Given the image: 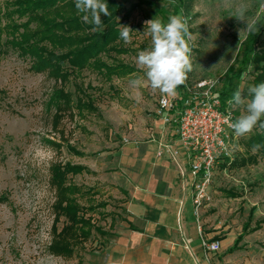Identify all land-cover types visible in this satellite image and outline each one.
<instances>
[{
  "label": "rangeland",
  "instance_id": "obj_1",
  "mask_svg": "<svg viewBox=\"0 0 264 264\" xmlns=\"http://www.w3.org/2000/svg\"><path fill=\"white\" fill-rule=\"evenodd\" d=\"M119 1L124 2L126 11L139 0ZM153 1L169 13L153 14L147 4L133 8L127 18L123 11L114 22L120 24L119 28H131V43L118 42L117 46L126 52L102 57L110 64L120 63L122 73L109 79L105 73L85 69L77 77L71 76L64 88L73 94L70 110L60 107L63 103L57 100L60 84L47 72H33L30 59L7 46L5 35L0 38V264H88L89 256L105 244L110 221L123 209L124 199L115 185L104 182L100 170L108 157L103 156V150L111 146L108 137L127 131L132 122L155 118L159 99L164 95L148 87L130 86L131 79L143 75L136 66V56L150 45V38L143 34L146 21L157 17L167 22L178 0ZM221 2L188 0L179 13L188 19L193 35V71L188 73L192 87L200 82L218 85L229 68L240 65L248 38L240 31L246 24L228 17ZM4 14H0L2 20ZM25 21L23 18L18 22ZM5 26L7 23H2L0 28ZM260 48L263 54V43ZM250 66L241 88L251 85L253 75L258 73L255 64ZM74 84L94 87L87 89V94L97 111L79 112L77 97L83 94L75 90ZM88 99L84 95L83 102H90ZM60 110L62 114L56 117ZM235 114L239 115V111ZM255 130L238 137L234 155L237 161L248 156L245 142ZM69 146L85 155H76ZM67 162L90 167L70 174L59 186L52 180V169ZM214 189L220 199L226 198L221 193L223 189L240 194L236 199L222 200L219 210L224 214H215L216 224L229 225L238 234L250 213L252 225L264 219V158L242 167L220 164ZM74 217L83 223L76 224ZM245 240L253 246L241 254L264 264V223Z\"/></svg>",
  "mask_w": 264,
  "mask_h": 264
},
{
  "label": "crops",
  "instance_id": "obj_2",
  "mask_svg": "<svg viewBox=\"0 0 264 264\" xmlns=\"http://www.w3.org/2000/svg\"><path fill=\"white\" fill-rule=\"evenodd\" d=\"M127 129L109 135L111 146L102 152L108 157L100 167L104 182L124 195L123 209L110 221L105 244L89 256L88 264H263L241 252L253 246L245 238L260 230L264 221L255 229L257 222L264 219L252 225L250 213L238 234L214 220L215 214H224L219 210L222 200L236 199L238 192L234 197L223 189L226 198L220 199L213 183L214 204L203 209L201 224L204 236L220 240L221 249L205 252L190 188H183L169 153L157 154L160 142L174 138L171 129L157 116L132 122ZM246 222L250 226L244 232Z\"/></svg>",
  "mask_w": 264,
  "mask_h": 264
},
{
  "label": "trees",
  "instance_id": "obj_3",
  "mask_svg": "<svg viewBox=\"0 0 264 264\" xmlns=\"http://www.w3.org/2000/svg\"><path fill=\"white\" fill-rule=\"evenodd\" d=\"M108 4L110 16L101 15L103 31L91 32V25L85 24L75 9V0H11L9 2L0 3V14L5 13L4 20L0 17V25L7 23V26L0 28V38L6 36L5 44L15 50L22 58H28L31 61L30 69L36 73L47 72L53 77L56 83H59L58 98L63 109H72L73 94L65 91V85L71 79V76L77 77L85 69H90L98 74L105 73L110 79L113 75H120L123 67L120 63L110 64L102 60L103 54L123 53L126 50L118 47V42L123 41L120 37L119 23L114 22L124 10V2L119 0H105ZM188 0H178L175 2L171 15H179L186 6ZM147 4L152 8L153 14H167L169 11L164 10L157 2L153 0H139L134 7L124 12L127 18L133 8ZM25 18L26 21L19 23L18 21ZM262 23L257 25L258 31L250 33L245 42L240 65L232 66L227 70L220 84H218L216 93L221 99L223 105L232 97L233 93L239 88L243 90V94L247 97V89L241 88V84L252 66L258 71L252 78V84L264 83V53L260 51V45L264 44V17ZM35 28V30H33ZM120 65V66H118ZM75 85V90L83 94L77 97V108L79 112L88 110L90 112L97 111L95 106L90 105L94 101L87 94V89H94L91 84L82 87ZM112 88V86H111ZM177 102L180 105L183 96L186 94L184 85L177 88ZM87 96L90 102H83V97ZM249 99L251 97H248ZM60 104V102H59ZM61 108V110H62ZM56 113V117H60L62 111ZM261 145L259 151L252 152L253 145ZM245 145L248 156L237 161H226L221 165L223 167L245 166L248 164L258 163L260 158H264V131L256 128L255 132L250 136ZM71 152L76 155L83 156L84 153L69 146ZM88 170V167L82 164H72L67 162L62 166H54L52 169V180L59 186L64 185L70 174H78ZM231 196H237L233 190L227 191ZM76 215V212L73 213ZM264 220L258 221L256 228H259ZM74 222L83 223L80 218L74 217ZM250 223L244 225V232L249 229ZM242 235L238 241L242 239ZM237 241V242H238Z\"/></svg>",
  "mask_w": 264,
  "mask_h": 264
},
{
  "label": "clouds",
  "instance_id": "obj_4",
  "mask_svg": "<svg viewBox=\"0 0 264 264\" xmlns=\"http://www.w3.org/2000/svg\"><path fill=\"white\" fill-rule=\"evenodd\" d=\"M75 9L85 24L91 25L92 32L103 31L101 15L110 16L105 0H75ZM221 7L238 21L245 22L241 33H255L264 17V0H222ZM120 37L125 44L131 43L133 31L128 26L120 27ZM150 38L147 49L139 51L136 66L143 73L130 80L133 89L150 88L153 93L176 95L178 87L185 84L188 73L193 71L191 44L193 35L188 19L182 15H170L167 22L160 18L146 21L143 33ZM248 96L237 89L226 101L225 121L236 137H244L254 128L264 131V83L249 85ZM248 97H251L250 99ZM239 115L233 118V113ZM261 145H253L259 151ZM225 154L231 155L227 146Z\"/></svg>",
  "mask_w": 264,
  "mask_h": 264
},
{
  "label": "built area",
  "instance_id": "obj_5",
  "mask_svg": "<svg viewBox=\"0 0 264 264\" xmlns=\"http://www.w3.org/2000/svg\"><path fill=\"white\" fill-rule=\"evenodd\" d=\"M184 84L185 95L179 105L178 93L159 99L155 114L171 129L174 138L160 142L157 152H168L176 166L183 188H190L198 231L207 253L221 249L220 240H210L203 234L201 216L204 208L214 204L213 183L220 164L234 159L239 140L225 121L226 105L216 93L217 82H200L196 87ZM236 114L233 113V118ZM225 146L231 155L225 154Z\"/></svg>",
  "mask_w": 264,
  "mask_h": 264
}]
</instances>
